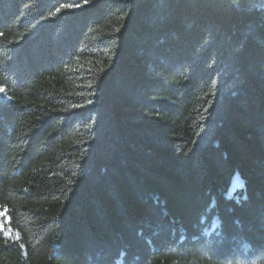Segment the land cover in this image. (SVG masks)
<instances>
[{
	"label": "trees",
	"instance_id": "16d2710c",
	"mask_svg": "<svg viewBox=\"0 0 264 264\" xmlns=\"http://www.w3.org/2000/svg\"><path fill=\"white\" fill-rule=\"evenodd\" d=\"M0 88V264H264V0H0Z\"/></svg>",
	"mask_w": 264,
	"mask_h": 264
},
{
	"label": "snow or ice",
	"instance_id": "6c2138e0",
	"mask_svg": "<svg viewBox=\"0 0 264 264\" xmlns=\"http://www.w3.org/2000/svg\"><path fill=\"white\" fill-rule=\"evenodd\" d=\"M2 91H4V89L0 88V92H2ZM5 214H6V212H0V216H4ZM2 227H3V224L0 223V228H2Z\"/></svg>",
	"mask_w": 264,
	"mask_h": 264
},
{
	"label": "rangeland",
	"instance_id": "374dc122",
	"mask_svg": "<svg viewBox=\"0 0 264 264\" xmlns=\"http://www.w3.org/2000/svg\"><path fill=\"white\" fill-rule=\"evenodd\" d=\"M1 93H2V92H0V94H1ZM237 186H238V181H236V179H234L232 188H235V187H237Z\"/></svg>",
	"mask_w": 264,
	"mask_h": 264
},
{
	"label": "bare ground",
	"instance_id": "6f19581e",
	"mask_svg": "<svg viewBox=\"0 0 264 264\" xmlns=\"http://www.w3.org/2000/svg\"><path fill=\"white\" fill-rule=\"evenodd\" d=\"M236 181H237V179H236Z\"/></svg>",
	"mask_w": 264,
	"mask_h": 264
}]
</instances>
